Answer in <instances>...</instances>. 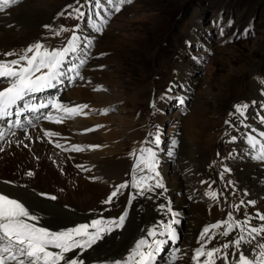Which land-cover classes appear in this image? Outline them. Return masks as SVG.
Here are the masks:
<instances>
[{
    "label": "rangeland",
    "instance_id": "1",
    "mask_svg": "<svg viewBox=\"0 0 264 264\" xmlns=\"http://www.w3.org/2000/svg\"><path fill=\"white\" fill-rule=\"evenodd\" d=\"M27 1L38 2L40 0H17L13 3L12 7L8 8V11L11 14V12L15 11L16 7H19V3L22 6ZM44 1L46 4L48 3L47 6L52 10L47 18L48 21L43 22L47 26L41 24L45 27H41L39 32H36L35 38L41 39L45 32H50L54 35L60 33L56 36L65 39L70 38L72 30L76 25L77 14H75L76 12L73 8H69L68 6L73 5L78 7L77 0ZM102 3L111 7V5L107 4V0H103ZM93 7L95 6L93 5ZM95 11L94 8L93 12ZM69 12H71V15H69ZM196 13H200V16H197V18H195ZM192 17L197 20V24L194 25L195 27H199L201 22L206 27L204 30L200 29L199 31L203 44L194 47L201 55V63L199 66L200 76L198 75L193 78V80L197 79L199 81L195 85V99L191 103V106L203 108L204 115L210 117L215 113L214 116L218 117L219 123L211 129L213 136L210 138L209 154L217 146L218 151L226 152L225 158L229 159L227 149L231 148L230 142L233 134L226 135V126L218 127L221 120H224L223 113L228 109L230 101L245 96V93L251 90V82H249L251 78L250 71H260L261 69L264 71V0H133V3L125 5L120 13H112L110 16H107L108 22L106 24L103 23V20L99 16L92 17V23L98 21L101 25L102 33L107 34L105 46L107 44H116L120 48L117 50L103 49L98 51H111L103 53L104 55L100 58L93 55L96 51L95 45L94 49L91 47L88 52L87 66L89 64L91 68L94 66L91 73L94 74L95 78V80L90 79V82L95 87L91 89L93 92L91 94H95L96 98L102 100L96 109L91 108L92 111H88L89 115L92 114L91 116L94 117L95 113L100 111V116L109 118L110 121V124L104 123V127H115V130L119 133V136L113 140L119 144L121 148L120 153L105 154L98 158L100 161L110 160L112 157H121L123 159V172H121L118 180H116L118 182L116 185L125 181L131 183L132 169L136 164L133 153L138 156L139 148L143 143V141L132 140L128 137L143 122V118L140 117L136 110L140 107L143 109L154 87L162 88L171 76L173 65L171 62L176 58L180 44L187 36L188 28L192 24ZM86 19H84V26L92 30L93 27L91 24L86 23ZM229 20L232 21L231 25L228 24ZM20 28L21 26L19 25L12 26L11 24H7L6 32L10 31L15 34ZM221 28H223V35H221ZM246 28L250 29L247 36L244 35ZM62 29H67L68 31H62ZM103 45L104 42H102L101 46ZM192 56L196 57L195 54ZM181 62L184 63V60L182 59ZM185 62H188L187 59ZM230 67L238 68L240 73L232 78L226 88L224 86L219 87L221 76L225 75ZM194 68H197V66H194ZM81 75L83 78H86L87 74L81 73ZM227 79H229V82L231 78L228 77ZM132 94L138 96L137 100L135 99L133 103L130 101ZM177 95L168 93L165 102H172ZM156 99L159 98L157 97ZM176 103H173L171 106L178 108L179 104L176 105ZM101 105L107 109L106 112ZM175 111L178 110H174L173 113ZM162 112L158 114L159 123L161 122L160 116ZM173 113H165L167 120H171ZM169 124V121L165 124L160 123V135L166 141L168 140V136H170L167 132H169V129H172ZM157 125L158 122L155 116L148 134L151 133L154 137ZM209 147L207 149V156ZM122 155H128L129 157L124 160L125 157L123 158ZM208 165H211L209 160ZM170 168L168 172L169 176L172 171H182V166L176 159H174ZM183 175L186 177L185 174ZM161 178L163 179V176ZM105 185L106 183L102 189L95 191L93 195L88 192L80 193L74 187H72V190L70 187H67V190L60 197L61 202H72L73 204L68 205L75 206L77 209L79 207L82 211H87L88 216L92 219H100L101 217L103 219H111L109 212H112L114 216H120L119 214L127 210L139 197L137 196L136 199L129 203V194L133 193L134 190L128 187L121 190L120 194L114 198L111 204H104L102 201L107 198L116 186L108 184L107 186H110L107 190ZM236 188L238 189L237 186ZM239 188L241 189V187ZM193 191L196 194L199 193L197 189H193ZM95 194H98L100 197L96 198ZM139 198L141 199V197ZM230 202L231 198L227 201L224 199L225 204L229 205ZM144 203V199H137L136 203H134L136 207L133 210V214L126 219L125 225L134 219L136 223L143 224L144 219H146L143 213L146 212ZM97 204L100 207H97ZM96 209L100 210L101 215L94 212ZM189 216H186L188 222L185 220L182 227V231L186 233V237L193 235L192 228L194 222H196L193 217L200 218L203 223L206 221L204 220L205 216L200 217L197 214H189ZM71 220L69 222L74 221ZM177 231L179 237H182L178 227ZM190 238L192 239L193 236L189 237L188 243L191 242ZM169 244L170 246L172 245L171 243ZM169 247L166 248L168 249Z\"/></svg>",
    "mask_w": 264,
    "mask_h": 264
},
{
    "label": "snow or ice",
    "instance_id": "2",
    "mask_svg": "<svg viewBox=\"0 0 264 264\" xmlns=\"http://www.w3.org/2000/svg\"><path fill=\"white\" fill-rule=\"evenodd\" d=\"M3 2L7 5L9 0H3ZM12 2L15 3L16 0ZM102 2L103 0H83V2L77 0L78 7L73 5L68 7L73 8L78 19H86V13L81 9L87 8L89 4L99 8ZM132 3L133 0H107V4L111 7H107L103 13L89 9L86 23L91 24L99 32L102 29L92 23L93 16H110L112 13H120L125 5ZM107 22V19L103 20L104 24ZM228 24L231 25L232 21L229 20ZM79 29L80 25L76 24L71 38L67 40L66 46L61 48L50 50L41 42H36L29 45L22 54L15 50L3 53L7 57L15 56L16 58L0 60V141L11 145L12 141L7 138L15 137L17 130L25 136V139L33 143L35 140L42 139L41 136H37L33 140V137L27 134L26 125L33 128L37 126L33 116L28 114H36V120L55 119L56 122H62L63 117L54 118L50 112L42 114L43 111L54 109L66 115H76L78 111L87 107V105L67 107L58 102L59 86L64 85L65 81L71 84L77 79H83L81 69L88 63V52L94 37L83 36ZM62 31L68 30L62 29ZM249 32L250 29L246 28L244 35L247 36ZM59 34L56 33V35ZM221 35H223V28H221ZM76 53L80 54L77 58L78 63L71 58ZM175 87V84H170L161 99L167 98V94L173 92ZM50 90H55V95H52ZM45 92H50L49 96L38 95ZM176 99L181 105L184 104L182 97H176ZM152 106L155 107L154 102ZM248 107L247 104L233 105V112H230L229 116H239L240 123L243 125L245 123L243 118L246 116ZM104 111L106 112L107 109ZM258 119L264 125V114H259ZM225 124L236 127V124L230 120H225ZM86 131H92V129ZM53 135L56 134L49 131L43 132V138ZM244 135L250 149L248 157L264 163V130L252 128ZM237 138L233 136L231 142L234 143ZM15 143L24 148L31 147L24 140H16ZM177 143L175 139L171 141L172 148L168 151L170 157L175 154L174 149ZM160 144L161 135L157 128L155 136L149 133L141 144L139 155L133 153L136 164L132 169L130 185L128 181L116 185L102 203L111 204L121 190L129 186L134 190L129 194V203L137 196L149 198V194L165 195L166 187L158 170L160 159L156 151ZM55 147L62 148V145L56 143ZM4 150L0 147V152ZM73 150L79 152L82 149L74 145ZM230 156L240 158L236 153H230ZM230 172L231 169L224 166L219 174L220 179L223 180L224 175ZM27 175L32 176L33 172L29 171ZM202 183L206 182L202 181ZM228 185L232 187V195H235L237 191L235 182L229 180ZM157 189L163 191L157 192ZM41 195L51 200L57 199L56 196H47L43 193ZM206 195L213 200L219 198L218 193L211 190ZM241 195L247 196L248 193L245 191ZM219 196H224V199L228 200L224 192L219 193ZM255 205L256 201L243 199L239 203L230 204L236 212L245 209L242 218H235L233 212L229 211L227 218L223 221L204 227L199 232V246L190 256L191 264H218V262L219 264H264V213L259 210L255 212L246 210L249 207L254 208ZM158 207L169 214V219L144 229L141 237L134 241V246L128 250L125 257L109 261L108 264H157V259L165 250V245L177 243L180 237L175 225L180 223L179 214L173 210L170 201ZM127 215L126 210L118 218L92 219L90 223H80L74 227H67L65 230H50L41 226V217L20 199L0 193V264H88L83 255L97 246L107 235L122 229ZM255 221L260 222L259 226H255ZM220 229L223 230L220 231ZM220 235L225 238L234 235V238L219 246L209 247ZM175 251L179 249H174ZM70 253L73 256H69ZM172 259L175 261L176 256L173 255Z\"/></svg>",
    "mask_w": 264,
    "mask_h": 264
},
{
    "label": "bare ground",
    "instance_id": "3",
    "mask_svg": "<svg viewBox=\"0 0 264 264\" xmlns=\"http://www.w3.org/2000/svg\"><path fill=\"white\" fill-rule=\"evenodd\" d=\"M1 2H3V0ZM20 4L21 3L18 5L19 7H16L17 11L15 8V11L11 12L10 18L0 16V50L9 51L10 49L16 50L23 47L35 37L36 32H39L40 25L43 24L44 21L46 22L52 10L47 6L48 3L46 4L44 0L38 2L27 1L24 3L25 5L22 4V6ZM191 19H193L191 20L192 25H196L197 20L193 17ZM11 22H15L16 25L21 26L20 30L15 34L8 30V32H6V26ZM79 32L82 33L83 36L94 37L92 44H94L95 39L99 37L95 46V52L103 49L117 50L120 48V46L116 44H107L105 46L106 33H102L100 36H94L93 33H85L82 27L79 29ZM188 32H190V30ZM39 42L50 50L52 48L66 46L65 43H67L63 38L57 37L51 33ZM102 42H104L103 46H101ZM99 47L100 49H98ZM13 58L16 57L14 56ZM179 65L180 62L177 60L175 64L177 74ZM84 70L88 72L90 67L86 66ZM250 72H252V70ZM239 73L240 71L238 68L230 67L228 72L221 76L219 87L224 86V88H226L230 84L232 78ZM228 77L231 78L229 82V79H227ZM88 86V83L85 81L83 83L77 81L73 85L65 82L64 85L59 86V103L67 107H78L81 105H87V107L78 111L76 115H66L63 112H59V117H63L62 122H56L55 119L52 121L40 119V125L42 124L44 126L43 128H45V131L55 133L56 135L43 138L44 129H40L37 126L29 129L28 133V135L33 137V140H35L37 136L42 137L40 140H35L34 143L25 139V136L22 135L19 130H17V135L15 137L10 136L7 138V140L12 141L11 145L5 141H0V147L5 149L3 152H0V193L8 194L11 198L20 199L21 202H24L36 215L41 217V226L47 227L50 230H63L70 219L79 221L86 218L84 213L78 211L77 207L65 205V203L59 200V197L62 195L58 194L60 190L77 183L78 185L76 188L78 192H88L93 195L95 191L102 189L105 184L100 183L93 176V167H96L99 172L98 174H101L108 181L113 182L118 180L122 172L123 159H121V157H112L110 160L104 161L98 159L102 155L118 153L120 151L121 148L119 144L113 140L119 136V133L115 130V127H104L103 124H110V121L109 118L101 117L100 111L95 113V116L93 115L94 117L91 116L92 114L89 115L88 111H92L91 108L96 109L101 104L102 100L96 98L95 94L92 95ZM250 88L251 91L255 89L252 83ZM50 92L52 95H55V90H50ZM50 92L38 95L45 97L49 95ZM178 95L175 96V99L176 97L183 98L182 94ZM137 97V95L132 94L130 96L131 103H133L135 99L137 100ZM177 104H179V102L176 103V105ZM52 110L53 112L55 111L54 109H48V112L44 110L42 114L50 112L54 118L57 117L53 115ZM203 110L204 109L201 107L197 108L191 106L189 112L185 113L183 116L175 117L174 120L176 124H180L179 141L176 147L180 155L179 159L181 163L184 164L186 169L192 168V172L194 173L193 176H191L192 180L196 179L200 181L201 185L196 187L199 192L198 194L203 199L205 198L206 201H209L208 205H204L200 201L190 204L189 207L192 210L191 212H196L201 217L205 216L206 211H209L218 219L215 222L217 223L223 221V219L220 218L224 212L220 210V205L217 200H213L206 195L209 189L206 183H202V181L206 182V177L201 171L203 170L202 165L204 160L208 157L207 149L211 144L210 138L213 136L211 129L219 123V119L214 116L215 113L210 117L204 115ZM176 112L178 111H175L173 115H171V118ZM160 121L162 124L168 121L167 116H165L163 112L160 116ZM88 129H92V131H86ZM141 134L139 129H135L129 136L136 137ZM16 140H24V142L29 143L31 147L24 148L22 145L18 146L15 143ZM167 141L161 136V144L159 148L156 149L162 168L165 170L169 168L167 159L169 157L168 150H170V146L167 145L169 142ZM56 143L61 144L62 148H56ZM74 145L80 147L82 150L79 152L74 151ZM247 151L248 153L244 155V160L242 159L243 162L240 164L242 171H238L237 177L241 183L243 182L247 184V186H252L253 190H259L261 193H264V188L258 186L256 184L257 179L253 178V175H259V173L263 172L264 163L250 159L248 157L250 152L249 147H247ZM122 157L124 158V156ZM91 162H93V164ZM78 165L82 167H77ZM29 171L33 172L32 176L27 175ZM198 172H201V175H196ZM165 179L167 180V191L165 195H171V192L180 189L182 181L177 172L172 171L171 175H167ZM44 186H47L48 190H45ZM70 188L72 190V187ZM193 189L194 188L191 186L189 192H192ZM41 193L47 194V196H56L57 199H48L46 196L41 195ZM95 197L98 198V194H95ZM142 198L148 203L145 205L146 212H143L146 218L143 221L144 225L142 223H136L134 221L135 219L130 220L120 232L116 230L114 233L107 235L97 246L88 250L87 253L83 255V258L88 264H108L109 261L125 257L128 250L134 246V241L141 237L144 229L169 219V214L166 211H161L158 207L160 204H167L168 202L165 203L164 200H161L154 194H149V198ZM242 199L256 201L255 207H249L246 209L247 211H260L258 207L260 202H257L256 198H233L232 204L239 203ZM184 203H186V200L183 199L176 202L178 206H182ZM176 204L171 203V207L179 214L180 218V211ZM244 211L245 209H241L240 212H237L236 218H242ZM128 213L133 214V209L128 211ZM193 219L196 221L193 232H200L204 223L198 217H193ZM259 223V221L254 222L255 226H259ZM177 227L178 224L175 225L176 231ZM222 230L223 229H220V231ZM234 235L228 238L222 235L218 236L217 239L213 241V246H219L223 242L233 239ZM185 243V239L180 237L177 243L172 244L168 249L165 245V250L158 257L157 264H191L190 256L193 254L195 247L193 245L188 254H186L187 251L182 247ZM177 248L179 251L174 252V249ZM173 255L176 256L175 261L172 259ZM69 256H73V254L70 253Z\"/></svg>",
    "mask_w": 264,
    "mask_h": 264
}]
</instances>
